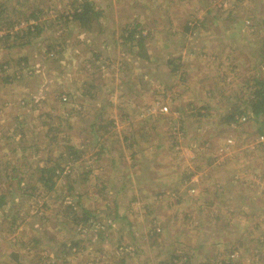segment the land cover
Wrapping results in <instances>:
<instances>
[{
	"label": "rangeland",
	"instance_id": "1",
	"mask_svg": "<svg viewBox=\"0 0 264 264\" xmlns=\"http://www.w3.org/2000/svg\"><path fill=\"white\" fill-rule=\"evenodd\" d=\"M82 1L0 0V264H264V0Z\"/></svg>",
	"mask_w": 264,
	"mask_h": 264
},
{
	"label": "trees",
	"instance_id": "2",
	"mask_svg": "<svg viewBox=\"0 0 264 264\" xmlns=\"http://www.w3.org/2000/svg\"><path fill=\"white\" fill-rule=\"evenodd\" d=\"M6 10V7L3 3H0V24H1V13ZM14 10V9H13ZM17 16H15V20L13 22H7L3 24L4 26H0V31H3L2 34H0V43L1 47L3 49H12L16 47H23L26 45H29L37 39L42 32L43 24L40 21V13L41 9L39 8H32L28 10L27 13L23 14L24 22L23 24L20 22L19 14L22 12H17ZM101 18V12L95 8V6L89 1V0H83L80 2L77 6H75L72 9L71 12V19L75 22H77L80 27L85 28L87 30H90L91 26L94 25L99 21ZM206 17H203L202 19L205 20ZM30 21V22H29ZM18 29L12 30L14 26H19ZM1 33V32H0ZM135 31H129V34H127L128 38L132 41L136 40L135 37ZM124 38V37H123ZM137 46H140L143 50V42L142 38H137ZM264 47V46H262ZM145 52V50H144ZM263 53V51H262ZM143 57H146V54ZM19 63V62H17ZM6 64L0 65V70L6 71L4 68ZM7 78L10 79V76ZM253 87L254 90L252 91V96L247 101V104L249 106V109L251 113L255 116H264V78L260 76V72H257V74H254L253 77ZM6 82H10L8 80H5ZM245 113L244 110H239L238 115ZM237 114V113H236ZM231 118H233V115H231ZM240 117H237V120ZM19 141H23L24 134H18ZM70 157H74V154L77 153V150H74L73 147H69L68 149ZM72 162V161H71ZM67 161L65 162V164ZM62 164V163H61ZM60 162L56 161H47L43 165L37 166V170L39 172L38 179L40 182H42L43 186L46 190H52L55 182L53 178L59 176V174L62 172L63 168ZM14 172V169H13ZM12 178H16V176H13ZM4 200V197H0V207L1 202ZM158 233L159 231H156Z\"/></svg>",
	"mask_w": 264,
	"mask_h": 264
}]
</instances>
